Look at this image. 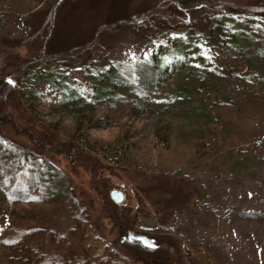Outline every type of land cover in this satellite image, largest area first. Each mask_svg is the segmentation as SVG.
Wrapping results in <instances>:
<instances>
[{
  "label": "rangeland",
  "instance_id": "rangeland-1",
  "mask_svg": "<svg viewBox=\"0 0 264 264\" xmlns=\"http://www.w3.org/2000/svg\"><path fill=\"white\" fill-rule=\"evenodd\" d=\"M224 2L248 14L235 22L244 51L184 32L136 37L127 23L170 0H0V110L18 126L8 136L53 162L89 207L76 244L111 256L115 209L166 260L126 248L135 264H264V0ZM162 57L180 64L144 102L113 78ZM55 202L0 196V229L60 248L72 222ZM7 247L0 233V263Z\"/></svg>",
  "mask_w": 264,
  "mask_h": 264
},
{
  "label": "trees",
  "instance_id": "trees-1",
  "mask_svg": "<svg viewBox=\"0 0 264 264\" xmlns=\"http://www.w3.org/2000/svg\"><path fill=\"white\" fill-rule=\"evenodd\" d=\"M82 1L92 4L94 0ZM169 4L170 8L167 11L157 9L146 17L127 23V26L139 39H158L167 37L170 33L184 32L187 38L212 40L226 44L230 49L244 51L242 47L245 44L242 39L246 37L235 28L237 19L244 15L245 18L248 17L241 6L231 5L224 0H170ZM183 14L184 16L179 18ZM177 15L178 21L175 18ZM120 23L119 20L115 21V25ZM177 40H180L178 44L182 40V44L186 45L188 39ZM191 49L194 50L192 46ZM201 51V54L205 53L203 49ZM198 60L203 62L201 55L198 56ZM158 61L157 63L136 62L128 65L126 69H117L113 78L123 80L120 82L125 83L123 85L125 89L135 93L139 102H144L165 83L180 64L179 61L173 63V60L165 57ZM102 78L105 80L108 75H102ZM110 83L113 84L114 81L111 79ZM73 98H63L62 102H73ZM10 123L14 124L10 115L0 110V196L7 203L29 201L42 203L56 200L54 208L65 211L72 226H69L65 232V242L60 248L55 245L54 248L50 245L44 246L43 239L25 244L23 243L25 233L13 227L0 229L2 242L11 247L6 248L7 253L0 264H135L134 261L129 260L132 256L126 252V248L133 251L135 246L151 254L150 257L157 254L164 258L161 259L162 261L165 260L158 243H155V238L130 228L123 221L124 217L120 218L115 209L107 210V216L117 227L116 236L111 242L112 248L108 249V253L109 251L112 253L111 256L107 254L104 259V254H95L97 251L90 247V244L88 247L76 244L82 238L86 239L83 232L75 235L77 229H80L81 218L91 227L89 207L76 200L70 180L53 162L44 155L29 151L8 136V130H18V126L12 124L10 127L8 125ZM61 234L56 232L55 239L59 240ZM121 259L126 262L122 263Z\"/></svg>",
  "mask_w": 264,
  "mask_h": 264
},
{
  "label": "water",
  "instance_id": "water-1",
  "mask_svg": "<svg viewBox=\"0 0 264 264\" xmlns=\"http://www.w3.org/2000/svg\"><path fill=\"white\" fill-rule=\"evenodd\" d=\"M111 199L115 204H120L122 202V193L120 191H113Z\"/></svg>",
  "mask_w": 264,
  "mask_h": 264
}]
</instances>
